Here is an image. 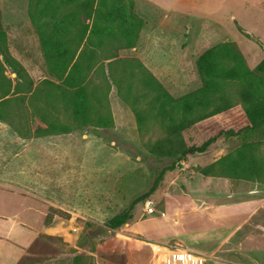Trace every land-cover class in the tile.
Returning <instances> with one entry per match:
<instances>
[{
    "label": "rangeland",
    "instance_id": "obj_1",
    "mask_svg": "<svg viewBox=\"0 0 264 264\" xmlns=\"http://www.w3.org/2000/svg\"><path fill=\"white\" fill-rule=\"evenodd\" d=\"M27 1L0 0L1 22L9 52L24 66L39 98L43 99L50 91L43 80L54 83L58 80L46 70L38 36L27 15ZM154 1L167 10L175 0ZM252 1L223 0L221 11L211 4L178 3L175 7L217 19L216 23L230 31L247 66L253 68L264 57V4L252 5ZM233 11L234 20L229 18ZM252 13L261 19L251 17ZM251 25L258 29L252 31L254 36L241 30L244 28L246 32ZM134 60L138 59L130 48L120 49L116 57L103 60L87 77V87L94 90L95 114L111 119L106 126L77 125L57 99L53 108L36 101L34 109L24 103L26 108L22 110L17 109L14 101L10 102V115L27 133L31 134L36 127L45 128L44 119L69 126L73 131L27 138L0 121V215H17L31 229H38L39 221L40 226H45V215L52 213L50 207L68 212L67 220L53 215L50 231L61 236L76 253L92 255L95 264H115L106 260L104 254L122 253L123 246L129 244V254H142L147 259L152 254H162L165 264H264V168L261 177L255 180L229 178L232 190L242 200L235 204L239 213L232 218L209 209L211 198L218 195L214 191L221 187L212 189L197 170L239 148V137H220L204 153L192 154L164 173L155 194L146 199L163 210V215L146 212L144 201L135 206L132 220L122 227L115 230L105 227L108 218L145 192L158 173L174 162L173 158L158 157L151 152V144L166 137V131L157 107L150 108L152 93L141 88ZM6 75L14 77L8 71ZM233 87L229 86L231 92ZM49 98L51 105L53 98ZM136 112L144 116L141 128ZM215 128V124L202 123L190 126L182 134L188 145H199ZM255 144L258 149L252 153L264 162V138ZM21 168L23 174L15 178ZM9 173L13 174L12 181L2 178ZM211 180L214 184L220 182ZM192 200L208 201V205L190 206L188 202ZM227 218L233 223L220 224ZM29 234L31 230L18 235L16 229L12 237L21 244ZM3 244L0 241V246H6ZM103 244L105 250H99ZM14 249L17 253L18 248ZM72 254H48L35 264H62L56 261ZM2 257L0 264H5Z\"/></svg>",
    "mask_w": 264,
    "mask_h": 264
},
{
    "label": "trees",
    "instance_id": "obj_2",
    "mask_svg": "<svg viewBox=\"0 0 264 264\" xmlns=\"http://www.w3.org/2000/svg\"><path fill=\"white\" fill-rule=\"evenodd\" d=\"M27 15L38 36L46 70L58 83L43 80L50 91L43 99L39 98L26 69L9 52L0 13V121L27 138L72 132L69 126L44 119L45 128L36 127L31 134L27 133L15 123L8 109L12 101L18 105V110L25 107L24 103L34 109L36 101L53 108L57 99L79 126L110 124V118L95 114L94 90L87 87L86 80L103 60L113 59L120 49L135 46L143 20L135 14L133 0H28ZM134 61L141 88L152 93L150 108L157 107L166 131V137L151 144V152L158 157L173 158L174 162L158 173L145 192L108 218L106 228L115 230L132 220L135 206L155 194L166 171L173 170L176 162L192 154L204 153L220 137H239L241 145L198 168L201 175L247 181L261 177L264 162L252 151L257 148L255 142L264 138V57L251 69L235 42L217 43L203 51L195 61L201 86L177 98L172 97L140 61ZM6 71L14 75L13 79ZM131 83L129 80V85ZM229 86H234V92ZM49 96L53 98L51 105ZM135 114L139 127H143L144 116ZM202 123L215 124L216 130L199 145H188L182 132ZM49 209L52 213L45 215V225L50 224L53 215L63 220L70 218L68 212L59 208ZM130 247V244L123 246V252L116 255L104 254V258L115 264H140L141 261V264H165L162 254H152L147 259L142 254H129ZM99 250H105L104 244ZM66 252L73 254L56 263L95 264L92 255L76 253V249L61 236L45 233L35 236L15 264H35L48 257L45 255Z\"/></svg>",
    "mask_w": 264,
    "mask_h": 264
},
{
    "label": "crops",
    "instance_id": "obj_3",
    "mask_svg": "<svg viewBox=\"0 0 264 264\" xmlns=\"http://www.w3.org/2000/svg\"><path fill=\"white\" fill-rule=\"evenodd\" d=\"M222 1L223 0H175L171 6H169V9L163 10L154 0H133L134 12L143 20V24L135 46L130 49L134 57L151 72L172 97H180L201 86V81L196 71L195 61L203 51L217 43L225 41L234 42L230 36V31L224 25L216 23L218 22L217 19L199 13L194 14L190 9H183V7H181V10H176V4L181 3L189 6H205L211 4L217 6L216 11H221L224 6ZM251 4H261L263 6L264 2L261 0H254ZM255 16L256 14L252 13L251 17L255 18ZM229 18L233 20L236 18L234 11L230 13ZM260 19H257L256 16V20ZM243 29L241 28L242 32L249 36H254L252 31L256 32L258 30L252 25L247 27L246 30L248 32H245ZM191 85L194 87L189 89L188 86ZM17 173L19 174H16L14 177L20 178L21 176L19 177V175L23 174V168L17 171ZM11 176H13V174L11 175V173H9L6 177L2 178L12 181L13 179ZM205 178L211 186H213L212 189L216 190V188L221 187L214 191L218 193V195H213L211 198V204L208 206L210 207L209 209L222 211V216L228 218L230 216L232 218L234 216L233 214L239 213L235 204L242 203L241 196L235 195L229 178L217 176H205ZM211 179H217L220 182L214 184ZM1 182L2 180H0V185ZM225 185L228 187L226 188ZM223 188H226V190H223ZM200 202L202 204H200ZM203 203H205V206L208 205V201L203 200H192L188 202L190 206L202 207ZM232 205H235L234 208H231ZM40 214L42 215V211H40ZM39 222H37L39 226L38 229H31L30 226L25 221H22L19 216L17 217V215H0V241L4 243L3 245H6L0 246V257H2L1 254L5 256L4 258L2 257V262L5 264H15L20 256L25 253V249L38 233L56 235L50 231L49 225L40 226ZM220 222L218 223L225 225L233 223V221L230 222V219H225ZM16 229L18 235H21V233L26 230H31L32 234H29L25 238L24 243L18 244L15 237H12ZM14 247L18 248L17 253H15ZM3 250L8 254L4 253Z\"/></svg>",
    "mask_w": 264,
    "mask_h": 264
},
{
    "label": "built area",
    "instance_id": "obj_4",
    "mask_svg": "<svg viewBox=\"0 0 264 264\" xmlns=\"http://www.w3.org/2000/svg\"><path fill=\"white\" fill-rule=\"evenodd\" d=\"M144 210L146 212H149L151 214H159V215H163L164 212L161 210L156 209L155 207L152 206V202L150 200H145L144 202Z\"/></svg>",
    "mask_w": 264,
    "mask_h": 264
}]
</instances>
